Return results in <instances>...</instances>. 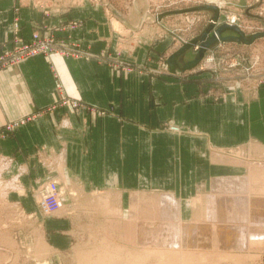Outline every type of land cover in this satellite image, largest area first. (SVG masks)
<instances>
[{"label":"rangeland","instance_id":"rangeland-1","mask_svg":"<svg viewBox=\"0 0 264 264\" xmlns=\"http://www.w3.org/2000/svg\"><path fill=\"white\" fill-rule=\"evenodd\" d=\"M29 1L39 5L45 13L61 2L70 4L82 0ZM90 2L101 3L106 7L109 18L119 22H114V28L123 35L122 47L127 59L123 64L120 61L116 64L125 73L148 70L154 77L182 81L187 98L199 97L206 102H218L225 92L239 85L241 90L264 85V35L251 43L218 41L207 47L202 59L185 74H177L179 71L170 74L163 65L167 56L182 42L200 37L209 24H212L209 34L228 24L235 25L246 37L263 33L264 0ZM208 5L218 9L216 18H213L211 9L193 10ZM69 26L75 29V22ZM54 30L44 24L33 30L28 39L15 35L9 48L0 44V70L35 54L55 52V48L59 49V54L76 56L78 40L69 35L58 38ZM221 36H238V33L234 28L226 27L221 30ZM37 46L39 50H36ZM43 46L50 52H44ZM132 46L139 51L138 60L135 59L137 53H131ZM199 47L197 41L181 56V62L192 59ZM150 104L159 105L153 98ZM170 121H157L148 128L170 135L174 144L171 163L177 167L173 168L175 172L171 175L170 189L144 184L120 191L114 188L116 183L113 181L107 184V189L82 190L79 184L76 186L69 182L58 161L50 159L48 174L40 178L41 181L34 182L36 186H33L32 193L36 212H27L9 198L10 193L25 192L22 178L26 168L17 166L11 172L12 160L0 155V264H133V258L139 256L141 259V255L138 264H158V261L160 264L161 260L166 264H264V201L260 205L259 200L264 197V179L254 176L253 180L249 175L250 169L264 168V157L250 154L247 150L249 142L222 148L206 144L203 149L195 151L196 158L191 156L189 149L190 153L179 152L178 147L185 146L184 137L180 138L182 133L171 127L178 123L177 120L174 123ZM7 130L9 127L6 125L0 131V137ZM243 148L242 155H238ZM246 153L250 154L249 159ZM197 165L200 166L198 172L193 170V176L188 180L187 171ZM202 177L205 179L201 180ZM216 179L226 180L234 188L224 181L225 186L218 188ZM52 184L58 188L59 207L52 213H45L41 202L50 193ZM157 184L162 187L163 180ZM224 187L228 191L223 190ZM230 187L231 190L243 189H239L240 193L238 189L231 191ZM225 196L228 199L222 201ZM254 199L256 205L254 202L251 204ZM162 226H165V231ZM170 253L175 260L173 256L169 259Z\"/></svg>","mask_w":264,"mask_h":264},{"label":"crops","instance_id":"crops-1","mask_svg":"<svg viewBox=\"0 0 264 264\" xmlns=\"http://www.w3.org/2000/svg\"><path fill=\"white\" fill-rule=\"evenodd\" d=\"M61 3L44 13L27 0H0L4 48L13 45L15 35L28 39L44 24L55 28L58 38L69 35L80 43L76 56L59 54L55 48L0 70V131L9 127L0 137V155L12 160L11 172L17 166L26 168L25 192L10 193L9 198L27 212H36L34 182L48 174L50 159L58 161L69 182L82 190L107 189L113 181L120 191L144 184L170 189L177 167L171 163L174 144L170 135L148 130L157 121L177 120L171 127L185 142L178 150L189 149L195 158V151L206 144H264L263 84L242 90L236 86L218 102L187 98L182 81L154 77L148 70H119L116 62L127 59L123 35L101 3ZM135 53L138 60L139 51ZM152 98L158 106H151ZM199 168L187 171L188 180Z\"/></svg>","mask_w":264,"mask_h":264},{"label":"water","instance_id":"water-1","mask_svg":"<svg viewBox=\"0 0 264 264\" xmlns=\"http://www.w3.org/2000/svg\"><path fill=\"white\" fill-rule=\"evenodd\" d=\"M211 9L214 12L213 18H216L218 15L217 9L213 6H200L195 7L194 9ZM212 24H209L207 28L203 31V33L198 38H192L188 40L187 42H182V45L179 46L174 52L169 54L167 58L164 60L163 65L170 73H175L176 71L184 72L189 69H191L195 64L200 60V58L203 55L204 50L214 45L218 38L223 41L227 40H233L238 42H244V43H251L256 37L264 35L263 33H257L254 35H251L249 37H246L243 33H241L237 28H235L232 25H225V26H219L217 29H215L213 32H211V35L209 34V30L211 28ZM234 28V30L238 33V36H230V37H224L221 36V30L224 28ZM218 36V37H216ZM199 42V50L197 54L190 60L181 62V56L189 50L196 42Z\"/></svg>","mask_w":264,"mask_h":264},{"label":"bare ground","instance_id":"bare-ground-1","mask_svg":"<svg viewBox=\"0 0 264 264\" xmlns=\"http://www.w3.org/2000/svg\"><path fill=\"white\" fill-rule=\"evenodd\" d=\"M208 6H209V5H208ZM210 7H213V6H210ZM215 8H216V7H215ZM203 9H205V8H203ZM216 9H217V8H216ZM193 10H197V9H193ZM212 11H213V10H212ZM217 11H218V9H217ZM161 16H163V15H160V17H161ZM230 21H231V20H230ZM213 23H214V22H213ZM228 25H229V24H228ZM234 26H235V25H234ZM234 31H235V30H234ZM210 35H211V34H210ZM216 37H218V36H216ZM218 41H222V42H223V40H220L219 38H218L217 42H218ZM229 41H231V40H229ZM218 43H219V42H218ZM243 43H244V42H243ZM41 49L44 50V52H48V51H49V50H47V48H45L44 46H43ZM49 52H50V51H49ZM49 52H48V53H49ZM201 59H202V58H201ZM169 73H170V72H169ZM242 146H243V145H242ZM248 146H249V147H248L247 150L250 152V154L257 155V156H258V155H262V156L264 157V145H263V144H261V143H259V142H257V141H256V142L251 141V142H249V145H248ZM246 147H247V146H246ZM246 147H245V148H246ZM241 148H242V147H241ZM237 150H238V149H237ZM243 150H244V148H243V149H240V152H239V153H241V154H238V153H235V154H236V155H237V154H238V155H242V152H241V151H243ZM247 150H246V151H247ZM235 152H238V151L235 150ZM243 153H244V152H243ZM250 154L246 153L247 158L249 157L248 155H250ZM238 155H237V156H238ZM239 157H240V156H239ZM241 158H242V157H241ZM243 158H244V157H243ZM247 158H246V159H247ZM250 158H252V156H251ZM248 159H249V158H248ZM255 160H256V159H255ZM234 161H235V160H234ZM243 162H244V161H243ZM250 162H251V161H250ZM262 163H264V162H262ZM262 163H261V164H262ZM249 164H250V163H249ZM257 165H258V164H257ZM263 165H264V164H263ZM252 167H253V166H252ZM252 167H251V168H252ZM257 167H258V166H257ZM247 168H248V167H247ZM258 168H260V167H258ZM249 175H250L251 177H253V180L255 179L254 176H258L257 179L259 178V179L263 180V179H264V168L259 169V170L250 169V174H249ZM250 179H251V178H250ZM223 181H224L225 184L228 183L226 180H223ZM223 181H221V180H219V179H216L215 183H217V184H215V185H217L218 188H219V187L221 188L222 185L225 186V184L222 183ZM225 181H226V182H225ZM250 181H251V180H250ZM255 181H256V180H255ZM255 181H254V182H255ZM259 182H260V181H259ZM235 183H236V182H235ZM230 184H231V183H228L229 186H231ZM250 184H251V183H250ZM259 184H260V183H259ZM239 185H241V184H239ZM242 185H243V184H242ZM242 185H241V186H242ZM255 185H258V184H255ZM249 186H250V185H249ZM252 186H254V185H252ZM227 187H228V186H227ZM227 187H224L225 189H223V188H222V189H223V190H227V189H226ZM231 187H233V186H231ZM231 187H230V190H231ZM235 187H236V186H235ZM238 187H239V186H238ZM233 188H234V187H233ZM233 188H232V190H233ZM251 188H252V187H251ZM257 188H258V187H257ZM257 188H256V189H257ZM259 188H260V187H259ZM235 189H238V190H239V189H243V188L240 187V188H235ZM235 189H234L233 191H236ZM254 189H255V188H254ZM256 189H255V190H256ZM260 189H262V188H260ZM232 190H231V191H232ZM238 190H237V191H238ZM251 190H252V189H250V192H251ZM255 190H254V191H255ZM227 191H228V190H227ZM240 191H241V190H239V192H240ZM56 192L58 193V188H57L56 185L52 184V185H51V188H50V193H49L47 196L53 195L54 198H55V200L57 201V203H58V207H59V202H58V199H57L58 195H57ZM259 192H261V191H259ZM259 192H258V193H259ZM240 193H241V192H240ZM263 194H264V193H263ZM242 195H243V194H242ZM215 196H216V195H215ZM249 196H250V195H249ZM260 196H261V195H260ZM260 196H259V197L257 196V197H258L257 199H259ZM45 197H46V196H45ZM216 197L219 199L218 196H216ZM227 197H228V196H227ZM227 197L225 196V199H224V197H222L223 199H222L221 197H220V198H221L222 201H223V200L226 201V198H227ZM233 197H235V198L237 197V198H238L239 196H237V195L235 196V195H234ZM240 197H241V196H240ZM255 197H256V196H255ZM261 197H263V196H261ZM44 199H45V198H44ZM214 199H215V198H214ZM218 199H217V200H218ZM227 199H228V198H227ZM242 199H243V197H242L240 200H242ZM251 199H252V197H251ZM251 199L249 198L248 201L251 200ZM235 200H236V199H235ZM237 200H238V199H237ZM259 200H261V202H260V205H261V203L264 201V197H263V198H260ZM259 200H258V201H259ZM262 200H263V201H262ZM218 201H219V200H218ZM255 201H256V199H254L253 201H251V204H253V202L255 203ZM134 202H135V200H133L132 203H134ZM227 202L229 203V200H227ZM227 202H226V203H227ZM237 202H238V201H237ZM249 202H250V201H249ZM258 203H259V202H258ZM224 204H225V203H224ZM224 204H223V205H224ZM237 204H238V203H237ZM256 204H257V203H255V205H256ZM135 205H136V204H135ZM135 205H134V206H135ZM226 205H227V204H226ZM226 205H224V206H226ZM255 205H254V207H255ZM228 206H229V205H228ZM228 206H226V207H228ZM230 206H231V205H230ZM42 207H43V205H42ZM58 207H57V209H58ZM132 207H133V206H132ZM231 207H232V206H231ZM251 208H253V207H251ZM43 209H44L45 213H52L53 211L57 210V209H55V210H53V211H47L45 208H43ZM227 209H228V208H227ZM131 211H133V210H131ZM136 223H137V222H136ZM191 223H192V222H191ZM151 224H152V223H151ZM154 224H155V223H154ZM133 225H134V224H133ZM152 225H153V224H152ZM194 225H195V223H194ZM194 225H193V227H194ZM196 225H197V224H196ZM170 226H172V225H170ZM157 227H158V226H157ZM159 227H160V225H159ZM162 227H163V226H162ZM164 227H165V226H164ZM164 227H163V229H164ZM167 227H168V224H167ZM186 227H187V226H186ZM188 227H190V225H189ZM195 227H196V226H195ZM157 229H158V228H157ZM169 229H170V228H169ZM173 229H174V228H173ZM186 229H187V228H186ZM191 229H192V228H191ZM193 229H194V228H193ZM171 230H172V229H171ZM189 230H190V229H189ZM159 231H160V230H159ZM161 231H162V230H161ZM163 231H165V229H164ZM185 231L187 232V230H185ZM169 232H170V231H169ZM165 234H166V232H165ZM164 236H165V235H164ZM170 237H171V236H170ZM167 238H169V237H167ZM167 238H166V239H167ZM171 238H174V237H171ZM160 239H161V238H160ZM213 239H214V238H213ZM213 239H212V240H213ZM168 240L171 242L170 238H169ZM172 240H173V239H172ZM214 240L216 241V239H214ZM174 241H175V240H174ZM232 242H233V241H232ZM167 243H168V242H167ZM183 243H184V242H182V244H183ZM188 243H190V242H188ZM192 243H198V241H193ZM192 243H191V244H192ZM201 243L204 244V242H201ZM237 243H239V242H237ZM165 246H166V245H165ZM168 249H169V248H168ZM172 252H173V251H172ZM129 253L131 254L132 252H129ZM131 256H132L131 258H133V255H131ZM172 256H173V255H171V253H170L169 259H171ZM140 257H141V259H142V255H141ZM179 257H180V256H179ZM179 257H178V258H179ZM131 258H130V260H131ZM143 258H144V257H143ZM173 258H174V256H173ZM173 258H172V260H173ZM139 259H140L139 256H135V257L133 258V262H134L133 264H138V262H141V261H140L141 259H140V260H139ZM174 260H175V258H174ZM181 260H182V259H181ZM170 261H171V260H170ZM135 262H137V263H135ZM174 262L176 263V261H174ZM130 263H131V262H130ZM158 264H159V261H158ZM160 264H166V263H163L162 260H161V263H160ZM176 264H177V263H176Z\"/></svg>","mask_w":264,"mask_h":264},{"label":"built area","instance_id":"built-area-1","mask_svg":"<svg viewBox=\"0 0 264 264\" xmlns=\"http://www.w3.org/2000/svg\"><path fill=\"white\" fill-rule=\"evenodd\" d=\"M36 50H39V46L36 47ZM42 205L47 211H53L58 207V203L53 195L46 196L45 199L41 202V206Z\"/></svg>","mask_w":264,"mask_h":264}]
</instances>
